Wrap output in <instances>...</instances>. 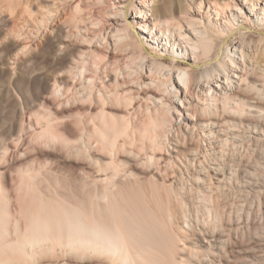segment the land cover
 <instances>
[{"label": "bare ground", "instance_id": "bare-ground-1", "mask_svg": "<svg viewBox=\"0 0 264 264\" xmlns=\"http://www.w3.org/2000/svg\"><path fill=\"white\" fill-rule=\"evenodd\" d=\"M119 3L124 10H118L115 15L122 17L123 24L117 25L111 32L115 46L127 49H130L129 46L139 47L145 52V41H156L160 34L169 42L176 38L179 44L175 55L187 56L192 63L185 68L176 64L170 67L154 59L148 65L141 57L147 64L143 66L147 70L144 74L147 80L141 83V88H157L148 96L152 108L147 105V113L142 112L140 119L131 123V130L138 132L135 136L137 140L133 136L136 144H132L133 148L137 150L139 142L143 145V152L136 154V158L147 163L148 172L144 171L146 176L143 173L142 177L145 179L135 178L118 164L111 169L109 164L112 176L108 171L109 176L107 174L105 178L98 177L92 183L83 184L84 188L81 187L80 191L83 189L84 192L83 195L77 194L82 196L77 203L57 197L46 200L41 193H34L31 198L34 207L29 205L31 214L25 218L23 229L19 226L18 217L15 221L11 219L14 214H11L8 204L12 200L6 195L5 185L0 183V264L29 262L37 255H53L56 252L59 256L60 252L67 254L66 258L74 255L81 264L264 262V235H254L252 242V227V232L239 236L243 242L254 243L255 246L242 251L239 248L238 252L235 250L238 255L228 250L232 236L238 238L239 229L249 222V215L245 224L242 220L234 221V224L230 222V213L243 207V203L239 206L238 201L230 200L232 192L240 197L245 195L249 200L255 192L259 193L256 196H264V158L254 157L245 149L249 141L245 139L247 136L253 140H259L260 135L264 137V49L254 53L248 46L253 33H259V41L264 43V0H191L190 4L187 3L188 9L181 8L182 17L176 15L173 0H122ZM131 9L136 13L134 18L139 21L135 24L140 25L142 33L128 21ZM147 18H152L153 22L145 20ZM122 43L126 45L122 46ZM152 44L157 45V41ZM162 70L165 71L166 77L162 75L165 80L159 78L162 77ZM158 71L160 74H157ZM156 75L160 76L156 78ZM175 76L177 81H174ZM174 102L183 110H178ZM106 122L104 127L107 130L104 131L109 128ZM123 122L122 126H113L114 132L111 128L108 132L115 133L127 121ZM122 130L124 134L125 130ZM123 134L119 136L123 137ZM112 136L110 133L109 139ZM230 139L234 150L231 146L230 149L237 155L235 160L232 157L228 159L227 153L219 149ZM101 140L105 145L104 139ZM114 140L107 142L109 148H114ZM81 145L83 143L78 150ZM119 146L123 143L120 142ZM116 153L114 160L118 155ZM164 153L168 157L165 167L162 166L166 160L162 156ZM119 156L121 158L122 155ZM33 177V174H27V182L22 185L28 184L31 188V184L36 182ZM88 186H91L90 189H87ZM195 198L206 203L213 199L217 201L215 218L219 222L217 224H221L220 230L218 228L216 232L214 224L210 232L208 227V230L197 227L193 223L195 219L191 221L192 217L190 220L186 201ZM227 205H231V210L226 209ZM206 209L209 213V208ZM201 224L203 226L205 222ZM54 260L58 261L57 257ZM60 260L62 257H59Z\"/></svg>", "mask_w": 264, "mask_h": 264}, {"label": "rangeland", "instance_id": "rangeland-1", "mask_svg": "<svg viewBox=\"0 0 264 264\" xmlns=\"http://www.w3.org/2000/svg\"><path fill=\"white\" fill-rule=\"evenodd\" d=\"M120 1L122 0H0V183L5 185L6 195L9 200H12L9 201L10 205L8 204L11 214H14L11 219L15 221L18 217L21 229L25 225V218L31 214L28 210L29 205L31 208L34 207L33 199L31 201L34 193H41L46 200L57 197L69 203H77L78 198H82L77 194L83 195L82 192H84L83 189L80 191L83 184L92 183L94 179L102 178L108 173L112 176L113 170L111 169L114 166H122V170L129 171L139 180L143 179V173L145 175V172L146 174L148 172L146 161L142 162L141 158H136V154L143 152V145L136 141V143L139 142L138 148L137 150L133 148L134 140H137L135 137L137 131L131 130V123L137 122V119H140L139 115H143L142 112L147 113V105L152 108L151 99L148 96L157 91L155 86L141 88V83L144 84V81L147 80L144 77L147 71L144 67L154 59L170 67L176 64L177 67L185 68L190 67L192 63L187 56L175 55L179 44L176 38L169 42L166 37H161L160 34L156 40L157 45L152 44L156 42L155 39L145 41L147 47L145 52L141 51L139 47L131 48L129 46L130 49H127L119 47V45L115 46L111 32L118 27L117 25L123 24L122 17L115 15L118 10H124ZM190 1L173 0L176 6V15L184 16L181 8L188 9L187 3L190 4ZM135 15V11L131 9L128 21L134 23L136 29L142 33L140 25L135 24V21H139L135 20ZM145 20L153 22L152 18ZM252 29L257 31L255 27ZM259 37V33H253L249 37L251 42L248 46L254 53H259L264 49V43L259 41ZM122 44L120 45H126ZM147 51L148 53H146ZM163 53L166 55L161 57L160 55ZM141 57L145 59V62L147 61V64L141 60ZM135 59L141 60L146 65L141 63L140 66V61H135ZM139 66L141 68L144 66V71ZM162 71L163 73L160 74L158 71L157 74L165 75V71ZM163 77L159 78L165 80ZM174 78V81H177V77ZM154 90L156 91L153 92ZM165 99H170V97ZM173 105L178 110H183L178 103L174 102ZM106 115L110 119H105L108 118ZM122 119L129 121L128 125L126 122V125L123 126L126 129L121 128L122 131L125 130L124 134L120 129L124 123ZM107 120H111V122ZM105 122L107 123L106 127L111 128L110 130L113 129V132L115 131L114 127L117 128L116 125H120L118 127L120 130L117 129L119 132L117 130L116 134L110 132L113 134V138L109 139V128L108 131H104L107 130L104 127ZM92 127L96 129L94 130ZM101 133H104L103 136L106 135L105 138H102ZM120 134H123V137L119 136ZM260 136L259 140H253L247 136L245 139L249 141H246L245 149L249 153L251 152L252 156L261 159L264 158L262 156L264 155V137ZM101 139H104L107 149ZM111 139H116L114 148L108 147L107 142L110 143ZM230 141L231 139L219 149L225 154L227 153L228 159L232 157L235 160L237 155L234 151L232 152V149L234 150L233 142L229 143ZM120 142L123 143V146H119ZM80 143H83L81 146L84 151L82 147L78 150ZM117 147L123 150L119 151ZM115 151L118 154L116 160H114ZM110 152L111 154H109ZM119 154L122 155L121 158ZM164 154L160 155L166 159L163 162L165 164L162 165L165 167L168 157ZM109 164L112 165L111 169ZM27 174H33V178L36 180L31 184V188L28 184L25 185ZM23 183L25 184L22 185ZM37 183L38 186H36ZM99 186L101 187L103 184H99ZM90 187L88 186L87 189ZM255 194L259 193H253L249 200V197L245 195L240 197L232 192L233 196L231 195L230 200L238 201L239 206V203H243V207H239L241 210H237L240 211L239 213L236 210L230 213V222L234 224V221L242 220L245 224L249 215V222L246 223V226L241 227L243 233L240 228L237 240L235 236L234 238L232 236V243L228 250L234 253L235 250L238 252L255 246L254 243H248V245L243 242L240 238V236H244L242 234L252 232V228H254L255 234L252 232L251 238L254 235L256 237L264 235V196ZM163 199L165 201V197ZM197 200L199 199L186 201L190 220L191 217V221L195 219L193 223H196L197 227L201 226V229L208 230L209 228L208 231L212 232L213 230L210 229H213L215 224L214 230L216 232L218 228L220 230L221 224H217L219 222L215 218L217 201L213 199L209 201L210 204L207 201V204L203 199ZM206 208H209V213ZM226 209L231 210V205H227ZM203 222L205 224L202 226ZM208 223L212 225L208 226ZM12 229L13 227H11ZM254 238L255 236L251 239L252 242L255 240ZM238 242L240 245L242 244V247ZM243 243H245V247ZM239 248L241 249L239 250ZM237 252L235 254L238 255ZM62 253H59L61 256L57 255V252L53 255H37L29 262L15 261L11 264H58V262H60L59 264H81L76 256L68 255L66 258L67 254L63 253V256ZM52 256L54 257L52 258ZM55 256L58 261L54 260ZM58 256L60 259L62 257L63 262L59 261ZM192 261L195 262V260ZM257 262L253 261L247 264H259L260 262L264 264L263 261Z\"/></svg>", "mask_w": 264, "mask_h": 264}]
</instances>
